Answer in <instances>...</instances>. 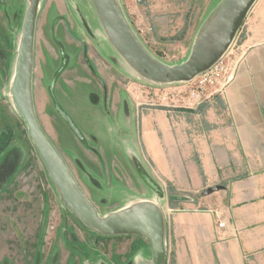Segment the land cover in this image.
I'll return each mask as SVG.
<instances>
[{
	"label": "rangeland",
	"instance_id": "1",
	"mask_svg": "<svg viewBox=\"0 0 264 264\" xmlns=\"http://www.w3.org/2000/svg\"><path fill=\"white\" fill-rule=\"evenodd\" d=\"M124 1L146 46L161 60L177 64L187 58V48L220 0H168L169 5L159 1L154 6L162 21L158 31H154L158 25L143 12L147 0ZM26 8V0H0V264H136L138 257L150 258L147 240L99 237L78 222L59 197L23 120L11 105L10 81ZM88 29L98 40L92 39ZM254 33H259L254 41H264V0H258L250 12L226 60L241 58L240 64L245 40ZM33 81L42 127L102 216L131 201L157 199L131 160L134 154L149 170L138 109L189 108L182 97L189 95L195 83L144 86L105 41L90 0L43 1ZM208 90L215 91L213 87ZM57 104L81 137L61 116ZM156 180L165 190L161 204L169 233L176 211L194 206L170 184Z\"/></svg>",
	"mask_w": 264,
	"mask_h": 264
},
{
	"label": "crops",
	"instance_id": "2",
	"mask_svg": "<svg viewBox=\"0 0 264 264\" xmlns=\"http://www.w3.org/2000/svg\"><path fill=\"white\" fill-rule=\"evenodd\" d=\"M147 1L143 12L158 31L154 6L170 3ZM258 34L245 40L234 79L202 104L191 105L187 96L186 109H138L150 173L194 206L179 208L173 228L169 223L167 264H264V41H254Z\"/></svg>",
	"mask_w": 264,
	"mask_h": 264
},
{
	"label": "water",
	"instance_id": "3",
	"mask_svg": "<svg viewBox=\"0 0 264 264\" xmlns=\"http://www.w3.org/2000/svg\"><path fill=\"white\" fill-rule=\"evenodd\" d=\"M21 34L17 43L9 99L23 120L30 140L56 191L70 213L97 236H137L147 240L151 257H138L136 264H167L168 222L161 202L165 190L134 154L131 160L142 182L157 199H138L101 215L85 193L64 156L52 142L37 115L34 100L35 42L38 18L44 0H26ZM100 22L105 41L139 81L156 87L189 84L215 67L229 52L258 0H220L200 26L187 58L169 64L158 58L143 42L127 16L121 0H90ZM86 28L87 24L83 20ZM92 36L95 34L88 29ZM61 116L80 132L56 105ZM211 188L208 192L216 190ZM132 263V262H131ZM88 264H105L89 262Z\"/></svg>",
	"mask_w": 264,
	"mask_h": 264
},
{
	"label": "built area",
	"instance_id": "4",
	"mask_svg": "<svg viewBox=\"0 0 264 264\" xmlns=\"http://www.w3.org/2000/svg\"><path fill=\"white\" fill-rule=\"evenodd\" d=\"M232 48L229 50L226 56L210 71L202 74L193 82L185 84V86L188 87L190 84L195 83L194 86L188 89V97L191 105L198 106L202 104L205 98H207L211 92H209V88L213 87L215 90L219 91L234 79L241 58L236 62H230L226 60ZM144 86L148 87L149 85L145 83ZM219 226L224 227L225 223L220 221Z\"/></svg>",
	"mask_w": 264,
	"mask_h": 264
},
{
	"label": "flooded vegetation",
	"instance_id": "5",
	"mask_svg": "<svg viewBox=\"0 0 264 264\" xmlns=\"http://www.w3.org/2000/svg\"><path fill=\"white\" fill-rule=\"evenodd\" d=\"M96 35V34H95ZM90 36L92 37V39L95 41V40H98V37H96V36H92L91 34H90ZM91 50H88V53L90 52ZM90 57H91V54H90Z\"/></svg>",
	"mask_w": 264,
	"mask_h": 264
},
{
	"label": "trees",
	"instance_id": "6",
	"mask_svg": "<svg viewBox=\"0 0 264 264\" xmlns=\"http://www.w3.org/2000/svg\"><path fill=\"white\" fill-rule=\"evenodd\" d=\"M99 237H104V236H99ZM107 238V237H106Z\"/></svg>",
	"mask_w": 264,
	"mask_h": 264
}]
</instances>
